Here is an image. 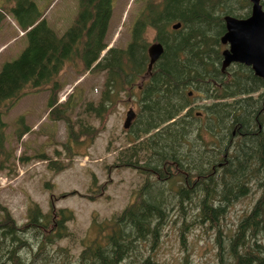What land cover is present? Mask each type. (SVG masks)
I'll return each instance as SVG.
<instances>
[{
  "label": "trees",
  "instance_id": "trees-1",
  "mask_svg": "<svg viewBox=\"0 0 264 264\" xmlns=\"http://www.w3.org/2000/svg\"><path fill=\"white\" fill-rule=\"evenodd\" d=\"M5 2L8 7L1 8L25 31L27 44L0 68V171L14 160L4 116L28 93L49 92L47 117L64 121L70 141L88 134V124L75 131L70 106L57 102L60 74L70 66L77 75H105L98 104L87 105L86 115L101 116L119 92L136 91L134 144L114 165L135 169L144 180L119 213L101 221L93 216L72 260L69 249L57 243L72 237L67 223L74 216L56 208L53 195L47 212L30 203L21 224L0 205V264H128L132 255L136 264H153L143 254L159 247L174 209L183 220L182 242L194 222L217 228V264H264V80L238 63L221 69L223 16H248L249 0H145L127 44L111 46L102 56L113 0H79L62 34L42 17L35 0ZM156 40L163 52L143 81L147 47ZM196 97L200 103L193 104ZM197 142L196 154H188ZM253 184L260 196L255 193L258 198L223 238L218 230L227 207L247 197ZM187 208L196 209L195 220ZM56 255L61 260L55 262Z\"/></svg>",
  "mask_w": 264,
  "mask_h": 264
},
{
  "label": "rangeland",
  "instance_id": "rangeland-1",
  "mask_svg": "<svg viewBox=\"0 0 264 264\" xmlns=\"http://www.w3.org/2000/svg\"><path fill=\"white\" fill-rule=\"evenodd\" d=\"M78 1L35 0L50 26L59 34L71 24ZM144 1L113 0L107 29L108 45L125 46L130 27ZM1 6L8 7V4L0 0V68L4 62L16 58L27 44V38L18 36L21 32L15 21ZM152 35L150 32V38ZM104 76L103 72L77 75L70 66L64 67L60 74L63 86L58 91L57 102L70 106L69 115L74 121L72 127L75 131L82 129L79 124L89 125L88 134L76 138L81 142L76 139L70 141L63 120H49L47 117V90L24 95L4 116L6 147L12 151L14 160L0 171V205L5 206L21 224L30 203H37L46 212L50 195H53L54 206L69 209L74 216L68 222L72 237L57 243L69 249L71 260L81 250L80 239L90 227L93 216L101 221L119 213L143 182L142 175L139 176L132 168L114 165L130 143H134L131 133L123 128V122L130 107L134 111L139 108L135 91L130 94L119 92L112 105L105 104L101 118L85 114L87 105L98 104L104 89ZM200 99L196 97L193 104L200 103ZM79 118L82 122L75 123ZM22 129L26 130L17 137ZM193 147L188 154L195 155L201 145L197 142ZM20 157L26 158L21 160ZM252 187L247 197L227 207L222 227L218 230V233L222 230L223 238L231 234V229L238 222L237 215L247 211L254 198L260 196L259 189L254 184ZM187 212H191V221L195 220L193 213L196 209L187 208ZM169 215H172V220L163 229L159 247L152 252H144L143 257L150 255L153 264H217V228L194 222L182 242L179 231L182 216L175 209ZM225 253L226 250L223 251ZM58 260H61L60 256L56 255L55 262ZM126 260L128 264H136L133 255Z\"/></svg>",
  "mask_w": 264,
  "mask_h": 264
},
{
  "label": "water",
  "instance_id": "water-1",
  "mask_svg": "<svg viewBox=\"0 0 264 264\" xmlns=\"http://www.w3.org/2000/svg\"><path fill=\"white\" fill-rule=\"evenodd\" d=\"M251 12L244 19L230 15L224 16L225 32L221 36L222 44H229L222 51L221 66L224 69L231 63H242L250 66L256 76L264 79V9L260 0H250ZM179 24L173 25L177 28ZM163 52V45L159 41L147 47L149 62L146 75ZM191 92L189 93V95ZM135 117L132 109L126 112L123 127L128 128Z\"/></svg>",
  "mask_w": 264,
  "mask_h": 264
},
{
  "label": "bare ground",
  "instance_id": "bare-ground-1",
  "mask_svg": "<svg viewBox=\"0 0 264 264\" xmlns=\"http://www.w3.org/2000/svg\"><path fill=\"white\" fill-rule=\"evenodd\" d=\"M225 68H227V67H225ZM225 68H224V69H225ZM151 69H152V68H151ZM221 69L224 70V69L222 68V66H221ZM257 77H258V76H257Z\"/></svg>",
  "mask_w": 264,
  "mask_h": 264
}]
</instances>
